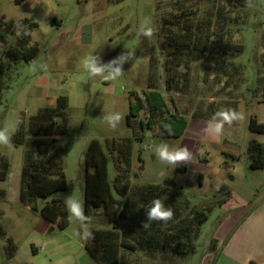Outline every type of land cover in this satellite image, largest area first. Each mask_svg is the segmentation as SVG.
<instances>
[{
	"label": "rangeland",
	"instance_id": "1",
	"mask_svg": "<svg viewBox=\"0 0 264 264\" xmlns=\"http://www.w3.org/2000/svg\"><path fill=\"white\" fill-rule=\"evenodd\" d=\"M252 2L253 8L245 0L237 6L235 0H0V19L38 23L31 44L40 46L31 62H9L0 74V128L7 126L11 136V147L0 145V264H98L79 223H69L64 197L81 200L92 218L90 230L111 228L101 207L109 199L105 163L121 191L171 177L181 203L188 199L208 215L193 252L139 251L122 264H264V167L252 168L250 151L251 141L264 143L263 133L250 130L252 117L264 122V0ZM146 19L154 28L151 38L137 35ZM186 34L192 35L190 46L178 45ZM13 42L0 41V60ZM125 51L139 60L125 63L117 80L90 78L81 67L86 55L107 63ZM152 87L187 117L183 135L165 136L157 113L143 140L134 139L127 121L132 93ZM61 96L68 102V130L46 134L39 110L55 107ZM221 108L244 118L219 137L207 136L203 129ZM111 112L123 116L116 129L103 120ZM20 123L23 144L15 141ZM126 140L132 141L130 164L118 155ZM165 142L187 146L192 160L175 167L160 162L154 148ZM5 159L9 170L2 178ZM42 164L61 172L46 180L66 186L26 201L23 186L32 166ZM37 177L45 178L32 179ZM33 180L34 192L40 191Z\"/></svg>",
	"mask_w": 264,
	"mask_h": 264
},
{
	"label": "trees",
	"instance_id": "2",
	"mask_svg": "<svg viewBox=\"0 0 264 264\" xmlns=\"http://www.w3.org/2000/svg\"><path fill=\"white\" fill-rule=\"evenodd\" d=\"M240 1L243 2L244 0H235L234 6H237L236 4ZM0 21V41L7 44L8 38L14 37L13 44L5 48L3 58L0 60V74H2L9 68V62L18 60L31 62L40 52V46L37 43L31 44V32L38 27L37 22L26 19L16 23L15 21H6L4 17ZM21 25L24 27H19ZM25 29L28 34H24ZM18 31L21 33L20 35H17ZM183 37L184 41L181 42L179 39H176L175 42L178 45L185 44L186 46H190L192 35L186 34ZM174 52H177V50L174 49ZM132 94L135 100L130 104L127 121L133 130L135 140L142 141L144 131L153 128L156 123L154 114L157 113L162 116L160 126L165 136L179 137L184 134L189 123L187 117L180 112L176 105L173 108L170 106L162 91L152 87L142 94L138 92H133ZM171 100L175 102L174 98H171ZM142 113H144V117L141 118ZM39 115L42 117L46 134L58 135L67 132L68 102L65 96H61L58 99L55 107L47 106L41 108ZM250 130L264 134V122H260L257 118L252 117L250 120ZM25 133L24 124L20 123L15 136L17 144L24 143ZM250 151L254 157V161L251 163L252 168H263L264 143L257 140L251 141ZM118 155H122L125 161L130 164L132 155L131 140H126L122 143ZM139 159L142 160L141 157ZM48 165L32 166L27 181L23 186V195L26 201L32 200L36 195L39 197L48 196L52 192L61 190L66 186L64 184L65 186L63 187L59 181L46 180L53 176H60L57 173H61L59 172L60 170H53ZM3 167L2 178H5L9 170L8 159L3 160ZM177 168L179 170L186 169V167L182 169L180 167ZM104 170L103 180L109 199L101 203V207H103V215L112 227L108 229H92L93 237L86 243L88 253L98 264H122L123 260L128 257V254H135L139 251L165 252L170 250L177 254H183L195 250L199 226L208 220V215L194 207H190L188 199L184 201L183 208V204L179 200L182 192L177 188L176 181L173 178L165 177L162 183L135 185L132 188L125 187V190L121 191L117 183L118 177L114 183L110 181L107 163H105ZM33 175H41L45 177L46 181L40 177H37L34 181L32 179ZM32 180L36 185L40 186L41 192H34ZM94 187L95 179L92 175L88 192L94 193ZM113 189L119 197L124 198L123 202L117 199L116 196L115 198L112 196L111 191ZM169 189L175 190V193H169ZM156 198H161L165 207H171L174 216L167 223L153 221L150 228L143 229L142 223L146 220L145 210L151 201ZM56 202L58 201H54L53 203ZM91 204H93L92 199L87 204L88 209ZM118 204H122V209L117 208Z\"/></svg>",
	"mask_w": 264,
	"mask_h": 264
},
{
	"label": "clouds",
	"instance_id": "3",
	"mask_svg": "<svg viewBox=\"0 0 264 264\" xmlns=\"http://www.w3.org/2000/svg\"><path fill=\"white\" fill-rule=\"evenodd\" d=\"M246 7L253 8L254 4L252 0H245ZM23 28L24 26H19ZM21 33L18 31L17 35ZM24 34H28L26 29ZM138 36L151 38L154 35V28L150 26V22L146 19L140 26L137 32ZM139 59L135 58V53L130 51L122 52L114 59L104 63L101 56L97 54H89L82 58L81 67L86 71L90 78L100 77L103 81H113L120 78L125 72L123 66L125 63ZM36 62L33 61L32 65L35 66ZM41 69L46 70L47 65H40ZM244 117L242 113L233 108H221L217 110L213 116L208 120L207 126L203 129V132L207 136L213 138L223 135L225 126H231L234 122L242 120ZM123 119L120 112H111L103 115V120L107 125L116 129ZM0 145L11 147L10 129L5 126L0 128ZM156 158L165 164L175 167L181 163H187L192 160V152L187 146L183 147H171L168 143H161L154 148ZM64 204L69 213L68 221L78 222L82 229V239H90L93 237L89 225L91 223V217L86 215L85 208L81 200L76 198L74 194L66 195L64 197ZM146 220L142 223L143 229L151 227L153 221H162L167 223L170 221L174 212L171 207H165V204L161 198H156L151 201L150 205L145 210Z\"/></svg>",
	"mask_w": 264,
	"mask_h": 264
}]
</instances>
